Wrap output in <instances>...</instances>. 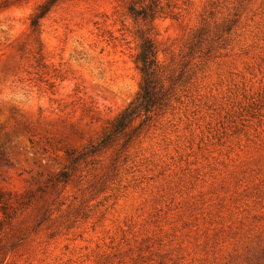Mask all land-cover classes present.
Wrapping results in <instances>:
<instances>
[{"label": "rangeland", "instance_id": "obj_1", "mask_svg": "<svg viewBox=\"0 0 264 264\" xmlns=\"http://www.w3.org/2000/svg\"><path fill=\"white\" fill-rule=\"evenodd\" d=\"M149 1L0 0V264H264V0Z\"/></svg>", "mask_w": 264, "mask_h": 264}, {"label": "trees", "instance_id": "obj_2", "mask_svg": "<svg viewBox=\"0 0 264 264\" xmlns=\"http://www.w3.org/2000/svg\"><path fill=\"white\" fill-rule=\"evenodd\" d=\"M132 1L133 0H131V3ZM156 5L155 0H150L149 3L140 10H136L132 5L130 6L129 11L134 19H141L150 23L156 19L154 11ZM48 12V5H43L37 10V13L33 15L31 18V28L33 32L37 33L39 31L40 21ZM157 55L158 52L153 41L147 37H141V45L136 57V64L142 74L141 92L139 96L118 116L115 129L105 137L103 140L104 143L111 141L113 135H118L124 131L139 116L148 115L151 112V108L156 101V73L159 66Z\"/></svg>", "mask_w": 264, "mask_h": 264}]
</instances>
